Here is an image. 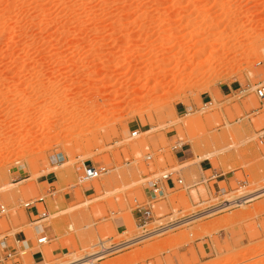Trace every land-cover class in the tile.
I'll return each instance as SVG.
<instances>
[{
    "label": "rangeland",
    "instance_id": "rangeland-1",
    "mask_svg": "<svg viewBox=\"0 0 264 264\" xmlns=\"http://www.w3.org/2000/svg\"><path fill=\"white\" fill-rule=\"evenodd\" d=\"M259 84L264 0H0V238L44 197L43 264L140 236L94 264H264V192L205 214L264 189ZM202 161L231 182L201 181ZM84 164L109 172L84 182ZM170 170L185 187L140 228L134 198Z\"/></svg>",
    "mask_w": 264,
    "mask_h": 264
},
{
    "label": "built area",
    "instance_id": "built-area-1",
    "mask_svg": "<svg viewBox=\"0 0 264 264\" xmlns=\"http://www.w3.org/2000/svg\"><path fill=\"white\" fill-rule=\"evenodd\" d=\"M255 94L259 100H264V84H259L255 88ZM208 102L205 103L207 105ZM139 134V130H134L131 132V136L135 137ZM258 138L261 141H264V128L261 129L258 133ZM179 146H174L173 149H179ZM147 161L152 159V154L147 153L145 156ZM63 160V156L53 155L51 161L53 163H58ZM108 169L104 166L96 167L93 165L83 166L81 180L88 182L94 179L99 178L103 174L108 173ZM146 181L143 184L144 187V197L143 198H134L132 204V213L136 222L140 223V228H143L147 225L149 219L153 217L154 207L157 201L165 199L170 190L175 189L176 187H185L184 179L179 175L178 171L170 170L163 171L158 173L151 178H145ZM188 188V187H187ZM44 197H38L24 203L26 210L30 211L36 209V226L38 227L37 231L39 236L37 238V245H46L51 243L52 238L45 234L43 226L40 223V220L47 219L48 213L43 205ZM40 203L43 207V211L40 209ZM38 209V210H37ZM6 212V209L3 205L0 206V215H3ZM8 236L5 235L0 238V264H25V257L31 258V253L27 248L22 246L11 245L8 242ZM19 241H16V243ZM32 260V258H31ZM44 260L40 262H33L32 264H43Z\"/></svg>",
    "mask_w": 264,
    "mask_h": 264
},
{
    "label": "crops",
    "instance_id": "crops-1",
    "mask_svg": "<svg viewBox=\"0 0 264 264\" xmlns=\"http://www.w3.org/2000/svg\"><path fill=\"white\" fill-rule=\"evenodd\" d=\"M175 158L178 163H184L190 159H193V155L187 154V151L185 149L179 148L175 150ZM210 171V174L208 172ZM197 173L200 176L201 181L206 180V181H213L215 180L216 182L220 183L225 181L226 183H230L231 181H228V177L225 176L223 179L218 180V177H221L225 175L224 172H218L217 170L213 169V167L209 166V164L205 161H202L199 163V168H197ZM48 182V181H47ZM48 184L51 185L49 188L50 195L55 196L57 193H59V189L55 186H53V182ZM46 190V186L42 185L40 188V192H44ZM74 193H75V187L72 190L71 193L67 194L65 196V200H72L74 198ZM66 201V202H67ZM40 203H38L39 205ZM43 205L46 210L49 211V205L47 202L44 200ZM66 205V204H65ZM64 203L61 204L62 206H65ZM36 209H32L30 211H26V218H27V223L26 224H21L19 227H16V231L14 234L8 236V242L11 245L15 246H22L27 248V250L30 251L31 253V258L33 262H40L42 259L45 261V254H44V245H37L36 241L39 236V233L37 231L38 227L36 226V221H34V218L36 217ZM38 210V209H37ZM45 219L40 220V223H42ZM43 225V224H42ZM44 226V225H43ZM11 229H13L11 227ZM44 232L46 235L50 236L51 238L54 236L52 241L56 240L55 234L51 228H46L44 229ZM16 241H19L16 243ZM51 241V242H52Z\"/></svg>",
    "mask_w": 264,
    "mask_h": 264
},
{
    "label": "bare ground",
    "instance_id": "bare-ground-1",
    "mask_svg": "<svg viewBox=\"0 0 264 264\" xmlns=\"http://www.w3.org/2000/svg\"><path fill=\"white\" fill-rule=\"evenodd\" d=\"M164 76L165 75H163V77ZM3 187H5V186H3ZM263 192H264V189L263 190L261 189L260 191H256L255 193H251L249 195H242L241 197H238V198L233 199V200L230 199V201H225L226 203H223L221 206H219V207H217L215 209H212L210 211H206L205 214L212 213L215 210H221V209L229 208V207H231L233 205H242V204L246 203L247 201L252 200L254 197L263 194ZM201 215H202V213H201ZM199 216L200 215L195 216V217H191V218H188V219H185V220L181 221L179 224H182V225L190 224L191 221H193L195 218H197ZM167 228H169V227H167ZM163 230H166V228L163 229ZM144 237L145 236H143V237L140 236V237L135 238L134 240L127 241V242H124V243H120V244H118L116 246L109 247V248H106L105 246H103L102 249L99 252L93 253L92 257H89V256H91V255H89L88 257H83V258H80V259H75L74 261L68 262L67 264H86V263H88V264H94V261L96 259H99V258L103 257L105 254L110 253V252H113V251H116V250H120V249L123 248V246L131 245V244L139 241L140 239H142ZM125 243H128V245L125 244Z\"/></svg>",
    "mask_w": 264,
    "mask_h": 264
}]
</instances>
